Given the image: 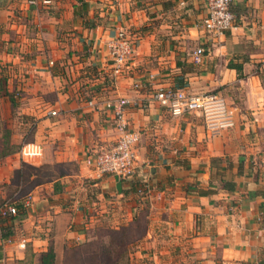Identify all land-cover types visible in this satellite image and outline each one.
<instances>
[{
    "label": "crops",
    "instance_id": "crops-1",
    "mask_svg": "<svg viewBox=\"0 0 264 264\" xmlns=\"http://www.w3.org/2000/svg\"><path fill=\"white\" fill-rule=\"evenodd\" d=\"M27 1L0 0V204L30 197L0 220V264H39L49 249L67 264L92 232L133 234L142 218L128 264H264V0H232L234 27L217 36L202 30L207 0ZM120 31L134 53L116 70ZM159 88L218 94L233 126L213 135L201 112L172 117L150 101ZM113 97L130 100L139 135L129 180L94 166L117 133L113 112L87 104ZM28 142L39 161L20 160Z\"/></svg>",
    "mask_w": 264,
    "mask_h": 264
},
{
    "label": "built area",
    "instance_id": "built-area-1",
    "mask_svg": "<svg viewBox=\"0 0 264 264\" xmlns=\"http://www.w3.org/2000/svg\"><path fill=\"white\" fill-rule=\"evenodd\" d=\"M232 0H207V15L202 20V30L210 36H217L231 30L235 24V16L231 11ZM29 6L48 7L51 0H28ZM109 56L116 70L121 69L134 53V45L124 31L117 33L108 43ZM193 62L201 63L203 49L198 48L193 53ZM138 85L134 88L138 89ZM150 101L166 109L172 117L178 118L185 114L201 112L206 126L211 134L232 127L224 104L218 94L214 92L190 93L185 90L159 88L150 95ZM124 97H113L103 102H88V107L113 112L116 139L95 151L94 166L99 174H109L120 180H129L135 174L136 150L139 135L128 129L124 119V110L130 104ZM55 116L56 112H51ZM19 158L24 163L39 161L43 156L42 146L38 143H24L19 152ZM142 190L139 189L138 192ZM18 192L14 197L3 200L0 204V220L15 217L18 214L17 205H25L29 196H22ZM23 247V245H21Z\"/></svg>",
    "mask_w": 264,
    "mask_h": 264
},
{
    "label": "trees",
    "instance_id": "trees-1",
    "mask_svg": "<svg viewBox=\"0 0 264 264\" xmlns=\"http://www.w3.org/2000/svg\"><path fill=\"white\" fill-rule=\"evenodd\" d=\"M228 66L231 69L236 71L238 78L241 79L243 77L242 66L240 64H235L234 62H230L228 64ZM9 151L11 152L12 148L11 149H9V148L3 149L2 150V156L7 154ZM235 187H236L235 183H232V182H224L222 184V188L224 190H228V191H233L235 189ZM21 197L22 196H20L19 199ZM17 209H18L17 216L11 217L9 219L17 218L19 215L24 213V208H23V206L20 203L17 205ZM6 220H8V219H6ZM138 230H139V227L137 228V230L135 232V235H137V238H140V236H138L139 233H137ZM128 232H129V230L128 229L125 230L124 228L120 229L118 232L109 231L108 234L110 235V239H111L110 240V244L111 245H109L108 249H104V252H103V255L108 256L107 260H104L102 257L94 256L90 260L91 264H105V262L107 263L108 261H110L112 259V254H113V252L115 250V248H114V250H112V247H113L114 244H115L116 248H121L124 251L123 253H121L119 255L121 258H124V256L127 254V250L125 248L126 246L124 245V241L123 240L118 242V238H119V236H122V239H124L127 236ZM87 245H88V243H85V244H83V246H75V247L71 248V250H70V259H71L70 264H77V257H78V256H76V254H78L77 250H80L81 248H83L84 246H87ZM110 246H111V248H110ZM126 257H127V255H126ZM126 261L128 262L127 259H126ZM85 262H86V260H85ZM85 262H84V264H85ZM39 264H54V254H53V251L51 249H49L46 253H43L41 255Z\"/></svg>",
    "mask_w": 264,
    "mask_h": 264
},
{
    "label": "rangeland",
    "instance_id": "rangeland-1",
    "mask_svg": "<svg viewBox=\"0 0 264 264\" xmlns=\"http://www.w3.org/2000/svg\"><path fill=\"white\" fill-rule=\"evenodd\" d=\"M14 121H17V119ZM25 170L27 172L32 171L28 167L25 168ZM54 172H55V170H54ZM144 223H145V219L142 218L141 224L138 226L139 230L137 232V233H139L138 236H140V237H141L142 233L144 232V229H143L144 225H145ZM136 230H135V232H136ZM135 232L133 234L131 232H128L127 236L124 239H122V236H119L118 242L123 240L124 245L126 242L128 244L127 248H129V243H130L131 238H137V235H135ZM110 240H111L110 235L108 234V231L105 230V228L99 229V231L96 230L95 232H92L90 234V240H89L88 245L84 246L80 250H77L78 251V254H76V256H78L77 257V264H84L85 260H86L85 264H91L90 260L94 256L102 257L104 260H107L108 256L103 255V252H104V249H108L109 245H111ZM110 248H111V246H110ZM114 248H115V250H114ZM112 250H114V252L112 254V259L110 261H108L107 263L105 262V264H128V262L126 261V255L124 256V258H121L119 256L121 253L124 252L121 248H116L115 244H114L112 247ZM70 261H71V259L69 260V262L67 264H70Z\"/></svg>",
    "mask_w": 264,
    "mask_h": 264
},
{
    "label": "water",
    "instance_id": "water-1",
    "mask_svg": "<svg viewBox=\"0 0 264 264\" xmlns=\"http://www.w3.org/2000/svg\"><path fill=\"white\" fill-rule=\"evenodd\" d=\"M117 190H120V183L117 184Z\"/></svg>",
    "mask_w": 264,
    "mask_h": 264
}]
</instances>
